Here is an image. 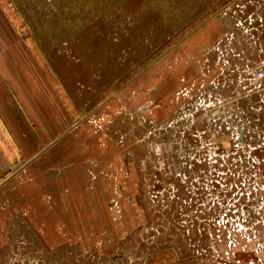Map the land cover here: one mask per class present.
<instances>
[{
    "label": "rangeland",
    "instance_id": "374dc122",
    "mask_svg": "<svg viewBox=\"0 0 264 264\" xmlns=\"http://www.w3.org/2000/svg\"><path fill=\"white\" fill-rule=\"evenodd\" d=\"M0 8L55 114L110 138L133 191L53 243L19 218L0 264H264V0Z\"/></svg>",
    "mask_w": 264,
    "mask_h": 264
},
{
    "label": "crops",
    "instance_id": "0c3cea01",
    "mask_svg": "<svg viewBox=\"0 0 264 264\" xmlns=\"http://www.w3.org/2000/svg\"><path fill=\"white\" fill-rule=\"evenodd\" d=\"M203 11L196 9L193 16ZM4 15L0 8V251L19 218L53 243L63 236L62 226L75 223L76 210L107 208L122 197L123 185L125 194L133 192L125 186L132 176L123 169L116 144L88 131L90 124L84 121L70 127L61 107L55 114ZM224 28L210 20L197 31L209 39ZM38 132L46 137L43 145Z\"/></svg>",
    "mask_w": 264,
    "mask_h": 264
},
{
    "label": "trees",
    "instance_id": "16d2710c",
    "mask_svg": "<svg viewBox=\"0 0 264 264\" xmlns=\"http://www.w3.org/2000/svg\"><path fill=\"white\" fill-rule=\"evenodd\" d=\"M235 238H237V237H235ZM236 240H237V242L239 241L238 238H237ZM237 249H238L237 253H238V254H239V253L241 254V251H240L241 248H237Z\"/></svg>",
    "mask_w": 264,
    "mask_h": 264
},
{
    "label": "water",
    "instance_id": "95a60500",
    "mask_svg": "<svg viewBox=\"0 0 264 264\" xmlns=\"http://www.w3.org/2000/svg\"><path fill=\"white\" fill-rule=\"evenodd\" d=\"M241 134H242V131H241ZM243 137V135H241Z\"/></svg>",
    "mask_w": 264,
    "mask_h": 264
},
{
    "label": "flooded vegetation",
    "instance_id": "af4514ba",
    "mask_svg": "<svg viewBox=\"0 0 264 264\" xmlns=\"http://www.w3.org/2000/svg\"><path fill=\"white\" fill-rule=\"evenodd\" d=\"M242 140H243V137H242Z\"/></svg>",
    "mask_w": 264,
    "mask_h": 264
}]
</instances>
